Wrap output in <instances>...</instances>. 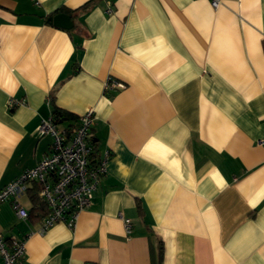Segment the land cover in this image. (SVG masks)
<instances>
[{
  "label": "crops",
  "instance_id": "1",
  "mask_svg": "<svg viewBox=\"0 0 264 264\" xmlns=\"http://www.w3.org/2000/svg\"><path fill=\"white\" fill-rule=\"evenodd\" d=\"M54 106L63 130L95 109L107 174L74 229L0 203L26 264H264V0H0V190L51 152Z\"/></svg>",
  "mask_w": 264,
  "mask_h": 264
},
{
  "label": "built area",
  "instance_id": "2",
  "mask_svg": "<svg viewBox=\"0 0 264 264\" xmlns=\"http://www.w3.org/2000/svg\"><path fill=\"white\" fill-rule=\"evenodd\" d=\"M209 1L215 9L222 4V0ZM109 86L114 89L124 88L123 84L113 79L109 81ZM95 121V109L86 111L78 123L67 130L61 129L60 123L53 116L44 120L39 127V135L52 138L51 152L35 167L0 190V203L11 201L17 216L27 220L30 213L19 199L27 193L31 184L36 183L40 186V197L49 210L39 233H46L59 222L74 229L79 214L91 206L94 193L107 174L108 152L99 161H93L91 131ZM259 144L264 147V137ZM124 225L129 235L132 232L131 220L125 219ZM26 254L25 240L15 239L6 243L0 236L1 264H26Z\"/></svg>",
  "mask_w": 264,
  "mask_h": 264
},
{
  "label": "trees",
  "instance_id": "3",
  "mask_svg": "<svg viewBox=\"0 0 264 264\" xmlns=\"http://www.w3.org/2000/svg\"><path fill=\"white\" fill-rule=\"evenodd\" d=\"M87 8V7H84ZM52 116L59 122L62 123L66 120L74 119V116L67 111H64L56 106L53 108V114ZM93 161L97 162L95 158L93 157ZM37 193L33 196L32 201L34 204L33 210L30 212V216H35V218L38 219H44L48 213V206L46 203L38 196V193L40 191V186L37 184L36 186Z\"/></svg>",
  "mask_w": 264,
  "mask_h": 264
},
{
  "label": "water",
  "instance_id": "4",
  "mask_svg": "<svg viewBox=\"0 0 264 264\" xmlns=\"http://www.w3.org/2000/svg\"><path fill=\"white\" fill-rule=\"evenodd\" d=\"M49 22H53L54 25L63 27L65 29L71 30L73 28L72 18L66 14H60L49 19Z\"/></svg>",
  "mask_w": 264,
  "mask_h": 264
}]
</instances>
